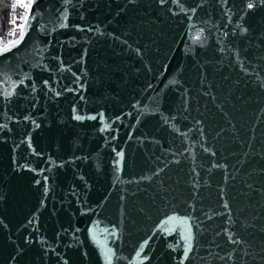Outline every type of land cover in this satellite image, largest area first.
Wrapping results in <instances>:
<instances>
[{
  "label": "water",
  "instance_id": "obj_1",
  "mask_svg": "<svg viewBox=\"0 0 264 264\" xmlns=\"http://www.w3.org/2000/svg\"><path fill=\"white\" fill-rule=\"evenodd\" d=\"M21 30L0 264H264V0H31Z\"/></svg>",
  "mask_w": 264,
  "mask_h": 264
},
{
  "label": "built area",
  "instance_id": "obj_2",
  "mask_svg": "<svg viewBox=\"0 0 264 264\" xmlns=\"http://www.w3.org/2000/svg\"><path fill=\"white\" fill-rule=\"evenodd\" d=\"M31 0H0V47L15 40L26 18Z\"/></svg>",
  "mask_w": 264,
  "mask_h": 264
},
{
  "label": "snow or ice",
  "instance_id": "obj_3",
  "mask_svg": "<svg viewBox=\"0 0 264 264\" xmlns=\"http://www.w3.org/2000/svg\"><path fill=\"white\" fill-rule=\"evenodd\" d=\"M24 7H30L29 5H24ZM248 7L249 8H252L253 5L251 3L248 4ZM67 18V14L65 13V19ZM66 25L65 24H61L60 27H65ZM24 38V31L21 30L20 32V39L23 40ZM19 41H15L14 44L12 45H9L8 47L4 48V49H0V53L4 52V51H8L10 50L11 47L15 46V44H18ZM11 94V93H9ZM77 119H81V117H76ZM225 207H227V205H225ZM177 218L176 217H170L169 220H176ZM182 225H186L187 226V232L186 234L185 233H182L181 236H182V239H184L186 241V245H185V250H184V256L185 258L188 257V254L189 252L191 251V241H192V226L188 223L189 221V217H181L179 218ZM165 231H169V229H165ZM231 238V237H230ZM235 243V241H233ZM139 255V253L137 254ZM181 264H183V261L181 262Z\"/></svg>",
  "mask_w": 264,
  "mask_h": 264
}]
</instances>
